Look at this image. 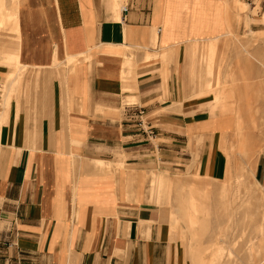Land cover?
<instances>
[{
  "label": "crops",
  "instance_id": "1",
  "mask_svg": "<svg viewBox=\"0 0 264 264\" xmlns=\"http://www.w3.org/2000/svg\"><path fill=\"white\" fill-rule=\"evenodd\" d=\"M19 2V10L0 4V23L15 43L2 60L14 55L16 64L10 73L0 65V78L12 76L7 89L28 68L62 78H42L41 71L35 80L42 90L10 101L18 109L0 111V264H161L164 235L173 229L143 200L145 165L158 153L167 167L190 162L187 173L218 176L224 164L212 147L233 145L238 125L247 128L248 119L217 102L216 92L190 90L185 72L187 54L197 52L207 70L220 55L209 42L226 32L227 1ZM195 67L192 61L191 72ZM229 113L235 115L229 138L209 137L231 126L226 117L211 126L210 118ZM99 146L129 156L107 159L122 165L114 171ZM197 149L201 161L192 158ZM85 161L105 174L90 172ZM254 161L255 181L264 187V150ZM148 177L151 188L173 186V178L153 171ZM173 246L178 263L192 262Z\"/></svg>",
  "mask_w": 264,
  "mask_h": 264
},
{
  "label": "rangeland",
  "instance_id": "2",
  "mask_svg": "<svg viewBox=\"0 0 264 264\" xmlns=\"http://www.w3.org/2000/svg\"><path fill=\"white\" fill-rule=\"evenodd\" d=\"M225 1L226 32L211 38L209 42V50L212 52L217 44L218 50L221 49L220 55L218 52L214 54L213 61L210 62L211 70H207L197 52L194 58L193 54H187L189 68L185 72L190 90L216 92L217 102L227 103L235 110L237 116L248 119L247 128L238 125L237 134L233 136V145L212 147L215 161L220 156L224 164L218 176L213 175L210 170L201 176L187 173V165L192 164L190 162L186 167H167L169 164L162 163L158 153L157 162L150 160V163L145 165V171L142 172L143 200L158 210L161 224L169 226L170 223L173 229L172 233L167 231L164 235L166 248L161 264H264V187L257 184L254 169V160L257 164L258 157L264 150V0ZM6 2L10 6L17 4L19 10V0H0V4ZM0 26V65L8 66L10 73L16 66L14 55L10 56L9 61L2 58L7 56L3 54V49L8 51L11 45H15L14 37L5 32L6 26L2 27L1 23ZM205 43L203 40L197 44L202 47ZM89 56L85 55L84 58ZM192 61L196 65L194 72H191L190 68ZM128 64L129 61L126 65ZM66 70L67 74L71 72L67 59ZM41 71L44 75L42 78H62L58 72L50 73V69L28 68L21 74L19 72L15 85L10 89L7 88L12 76L8 74L0 78V111L10 106H16L18 109L20 103L10 101L18 100L22 95H36L40 88L42 90L43 86L35 80L40 77ZM24 78H29V82L26 79L23 82ZM198 79L201 86H198ZM225 117L231 121V126L225 130L216 126L218 131L209 137L225 135L229 138L234 128V113L221 118H210V122L211 126L213 120L222 124ZM153 125L156 126L157 123ZM248 134L254 137L252 142L249 139L252 137ZM159 141L160 139L152 140L155 145ZM200 143L201 141L198 144ZM98 152L101 157L106 158L104 163L108 164L111 170L114 168V171L122 165L107 159L125 160L129 156L118 147L103 149L99 146ZM192 155V158L197 156L201 161L198 149ZM85 163L86 169L93 168L94 161ZM151 171L163 180L173 178L172 188L163 185L151 188L148 183V174ZM90 172L105 174L93 169ZM169 234L173 235L174 241L167 239ZM173 243L184 255L181 258L192 259V262L178 263V250Z\"/></svg>",
  "mask_w": 264,
  "mask_h": 264
},
{
  "label": "built area",
  "instance_id": "3",
  "mask_svg": "<svg viewBox=\"0 0 264 264\" xmlns=\"http://www.w3.org/2000/svg\"><path fill=\"white\" fill-rule=\"evenodd\" d=\"M121 10L124 11V12H126V11H127V8H126L125 6H123V7L121 8ZM138 113L141 114L140 112H138Z\"/></svg>",
  "mask_w": 264,
  "mask_h": 264
},
{
  "label": "bare ground",
  "instance_id": "4",
  "mask_svg": "<svg viewBox=\"0 0 264 264\" xmlns=\"http://www.w3.org/2000/svg\"><path fill=\"white\" fill-rule=\"evenodd\" d=\"M191 183V182H190ZM192 188H193V186H192ZM208 228V227H207Z\"/></svg>",
  "mask_w": 264,
  "mask_h": 264
}]
</instances>
